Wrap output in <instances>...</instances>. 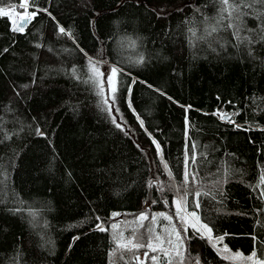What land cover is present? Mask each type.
<instances>
[{"label": "trees", "instance_id": "1", "mask_svg": "<svg viewBox=\"0 0 264 264\" xmlns=\"http://www.w3.org/2000/svg\"><path fill=\"white\" fill-rule=\"evenodd\" d=\"M20 3L0 7L19 12ZM29 3L47 11L23 32L0 15V264H110L112 214L145 204L163 210L179 197L186 146L196 173L188 209L200 190L195 210L214 237L261 249L264 8H242L249 15L233 19L234 36L227 20L217 24L228 7L220 0ZM212 26L218 30L208 35ZM88 57L101 72L123 69L111 115V89L98 94ZM218 110L235 123L213 115ZM188 235L185 264H239L204 234Z\"/></svg>", "mask_w": 264, "mask_h": 264}, {"label": "snow or ice", "instance_id": "2", "mask_svg": "<svg viewBox=\"0 0 264 264\" xmlns=\"http://www.w3.org/2000/svg\"><path fill=\"white\" fill-rule=\"evenodd\" d=\"M220 2L223 5H228L227 8L221 9L220 12V18L217 20V24L223 23L225 20H227V24L225 25L228 28H236V31L233 33L234 36H238L239 28L236 24L233 23V19H235L238 22H242V17L245 15H249V13L242 12V8H252L254 5H258L261 8H264V0H233L232 4H229V0H220ZM27 4V0H23L20 7H25ZM38 11H47V9H39L37 11H33L31 13H25L21 16L20 23L14 27L13 31L23 32L26 25L31 21L32 18H35V16L38 14ZM233 12L238 13L233 18ZM224 13H227V15H224ZM264 14V13H262ZM0 15L7 16L9 15L8 12L0 10ZM50 15V13H49ZM256 19H259V16L254 17ZM207 19V18H206ZM13 23H15L13 21ZM218 29L216 26L211 27V31L208 32V35H211L212 33L216 32ZM189 31H192L191 29ZM59 32L64 33L65 29L61 26L59 27ZM192 35L195 36L196 33L192 31ZM7 51V49H5ZM87 55V54H85ZM139 62H143V57L141 56L139 58ZM88 63H89V71L92 73L91 76H89V80L92 81L99 89L100 91L98 94H103L104 87L107 85L111 89L112 93V101L113 105H110L107 109L109 114L112 113V106H114L115 103V93L117 92V77L120 75H123V69L117 68L115 66L111 68H106L104 72H101L99 67L97 66L99 64V61H94L91 57H88ZM73 72L76 71L75 68L72 70ZM135 82V81H134ZM151 87V85H149ZM105 104L108 103V100L105 99ZM129 106L131 107V103L129 102ZM190 107V106H189ZM117 112H119V109H116ZM238 114V113H237ZM213 115H219L220 119L222 120H229L231 121V117L226 113H220L219 110ZM112 122L115 124L117 128H120L122 131H124L122 125L120 123H117V119L115 116L112 117ZM232 123H235L234 121H231ZM186 123H187V117H186ZM141 126H143V121H141ZM239 127V125H237ZM127 134V133H125ZM153 143L156 144L158 155L161 157V161L164 163V168L168 169V164L164 162V158L162 155V149L159 143L156 141H153ZM195 145H193V155L191 156L192 163H195L196 156H195ZM188 151L187 146L185 150V160H184V172H183V180L181 184L179 185V188L177 189L181 194L180 196L174 201L177 208V222L179 223L180 227H173L172 233L167 232V227L162 226V231L166 233V235H161V233L156 232L153 227H147L143 223L139 225L140 228L144 229V232L140 234L139 239H137L136 231H132V235L130 238L127 239V242L123 245H118L119 247H123L129 251L132 250H139V249H147L142 253L143 257L145 259L149 258V252L152 253H158L157 255H152L150 257L151 261L154 262V264H173V254L175 257H178V264H184L185 260V252L187 251V248L185 247V241H191L192 237L188 235V228L190 227L193 230V235L200 234V238H205L203 234L201 233V229H204L209 235L208 239L211 241L213 238L211 236V233L213 232V228L209 227L208 223H204L201 220L200 215H198V212L195 209L200 208V200L199 197L201 196L200 190H195L194 200L193 203L195 205V209L188 213L190 217L195 218V223L188 224L187 220L183 215H180L181 211L187 207V200L186 197L189 195L190 189H189V177L191 175V181L195 182L196 179V173H190L188 169ZM230 170H227L225 172V176L229 175ZM169 177L171 176V170L169 169ZM261 181L264 182V175L261 177ZM222 181H217V183H221ZM149 186H152V182H149ZM221 196H223V192L220 193ZM261 196H264V192H261ZM215 197H213L214 199ZM119 215L118 213H113L112 216L115 217ZM158 216L163 217L164 219L168 221H172V216L167 215L163 212L156 214ZM138 221H144L148 219V216L145 213H140L139 216L136 218ZM156 216L152 217V220L155 221ZM97 220H100V217H97ZM199 225V227L197 226ZM112 228H116V224L111 225ZM96 229L99 231H106V228L102 226V223H98L96 225ZM175 234V242H173L172 234ZM183 233V235H182ZM121 236L123 234L121 233ZM79 237H75L74 239H78ZM224 236L220 235L215 237L216 242L223 241ZM255 239V237H253ZM167 245V247H165ZM215 246V245H213ZM181 248H185V252L181 251ZM223 251H228L227 245L224 246ZM236 256H240L242 254L236 253ZM161 256L163 257V262H161ZM260 256L262 259H255L257 257V252L254 250L250 256L247 257L248 260L253 261V264H264V245L261 246L260 249ZM135 259L140 261V264H144V260L141 259L140 256H135ZM193 264H200L199 259H195Z\"/></svg>", "mask_w": 264, "mask_h": 264}, {"label": "rangeland", "instance_id": "3", "mask_svg": "<svg viewBox=\"0 0 264 264\" xmlns=\"http://www.w3.org/2000/svg\"><path fill=\"white\" fill-rule=\"evenodd\" d=\"M0 10L6 11L9 13L11 17V21L15 22L13 23L15 27L20 23L21 16H22L21 14L22 10L18 12L13 7H9L7 9L0 8ZM108 68H111V67H108ZM177 198L178 197L174 198L172 203L170 205H167V207L163 210H154L152 208V205L145 204L143 209L139 213H134V214L118 213L119 215L115 217L112 216L111 224H110V231H111L112 237L115 240L116 246L114 247V250L112 252L110 264H140V261L136 260L135 256H140L141 259L144 260V264H154V262L151 261L150 257L152 255H157L158 253L149 252V258L145 259L142 253L146 251L147 249L129 251L123 247H119L118 245L125 244L127 242V239L131 237L133 230L136 231L137 239H139L140 234L144 232V229L139 227L141 223H143L147 227H153L155 231L161 233V235H166V233L162 231V226L167 227L168 233H172L174 226L180 227L179 223L177 222V215H176L177 208H176V204L174 203V201ZM191 211L192 210H189L188 207H186L180 213V215H183L185 217L188 224L195 223V218L190 217L188 215V213H190ZM161 212L172 216L173 218L172 221L170 222L164 219L163 217L156 215ZM140 213H145L148 216V219L144 221H138L136 218L139 216ZM153 216H156L155 221L152 220ZM112 224H116L117 227L112 228L111 227ZM197 226L199 227V225ZM201 231L206 237H208L209 234L204 229H201ZM121 233L123 234V236H121ZM211 236L213 239L210 241V243L212 245H215L214 247L219 251V253L223 255L224 257H226L227 259L233 260L234 262H237L239 264H253V261L248 260L247 257L250 256L254 250L257 252V257L255 259H262L260 256V249H258L257 247L250 252H245L241 248L240 249L230 248L224 241H220L217 243L215 240V237L212 234ZM171 238L173 239V242H175L176 238H175L174 233L172 234ZM225 245H227L228 251H223ZM165 247H167V245H165ZM185 247L187 248L186 242H185ZM181 251L185 252V248H181ZM236 253H240L242 255L236 256L235 255ZM185 257H186V252H185ZM178 260L179 258L175 257V255L173 254V264H178ZM161 262H163L162 256H161ZM184 264H185V260H184Z\"/></svg>", "mask_w": 264, "mask_h": 264}, {"label": "built area", "instance_id": "4", "mask_svg": "<svg viewBox=\"0 0 264 264\" xmlns=\"http://www.w3.org/2000/svg\"><path fill=\"white\" fill-rule=\"evenodd\" d=\"M22 2H23V0H22ZM1 8V7H0ZM24 8V10H23V12L21 13L22 15H24L26 12L27 13H31V9H30V5H29V0H27V4L25 5V7H23Z\"/></svg>", "mask_w": 264, "mask_h": 264}]
</instances>
